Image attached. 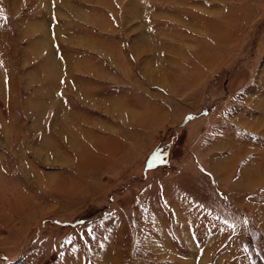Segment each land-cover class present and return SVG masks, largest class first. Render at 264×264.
Here are the masks:
<instances>
[{
    "label": "rangeland",
    "instance_id": "rangeland-1",
    "mask_svg": "<svg viewBox=\"0 0 264 264\" xmlns=\"http://www.w3.org/2000/svg\"><path fill=\"white\" fill-rule=\"evenodd\" d=\"M233 137L264 153V0H0V264H264Z\"/></svg>",
    "mask_w": 264,
    "mask_h": 264
},
{
    "label": "crops",
    "instance_id": "crops-1",
    "mask_svg": "<svg viewBox=\"0 0 264 264\" xmlns=\"http://www.w3.org/2000/svg\"><path fill=\"white\" fill-rule=\"evenodd\" d=\"M239 140L240 138L233 137L228 139L227 143L224 144H228L227 146H222L221 148L210 147L208 149V154H210L208 157L211 155L214 157L212 158L213 160L206 161V165L210 174L217 178V183L224 193L232 194L230 190H224V187L226 184L234 181L237 190L233 189V194L239 190L240 197H244L245 201L251 206L256 204L255 199H251L252 193L259 186L260 182H264V153L260 154L259 158L254 157L253 151L249 152L251 148H246L245 142L241 143ZM239 146L241 148L244 147L249 153L247 154L245 150L244 152H239L237 150ZM214 153L217 154L214 155ZM243 153L245 154L243 155ZM259 160L261 161L260 164ZM173 207L176 210L175 214L177 216L179 214L185 215L182 217V220L188 222V215L186 216V213L182 210H177L178 207H176L175 203Z\"/></svg>",
    "mask_w": 264,
    "mask_h": 264
}]
</instances>
